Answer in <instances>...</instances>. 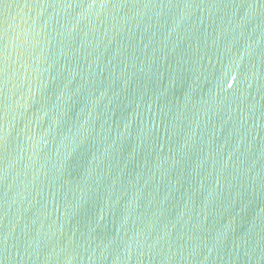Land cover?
Here are the masks:
<instances>
[{
	"label": "water",
	"instance_id": "obj_1",
	"mask_svg": "<svg viewBox=\"0 0 264 264\" xmlns=\"http://www.w3.org/2000/svg\"><path fill=\"white\" fill-rule=\"evenodd\" d=\"M0 264H264V0H0Z\"/></svg>",
	"mask_w": 264,
	"mask_h": 264
}]
</instances>
